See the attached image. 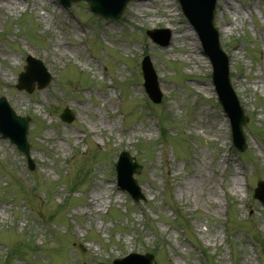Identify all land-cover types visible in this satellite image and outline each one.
<instances>
[{
  "label": "rangeland",
  "instance_id": "374dc122",
  "mask_svg": "<svg viewBox=\"0 0 264 264\" xmlns=\"http://www.w3.org/2000/svg\"><path fill=\"white\" fill-rule=\"evenodd\" d=\"M0 2L16 5L0 3V97L30 117L34 163L27 169L24 155L0 136V264H111L130 252L151 253L157 264H264V206L253 199L264 181V0H218L215 14L249 119L244 153L230 148L210 63L177 0H134L117 22L95 16L85 2ZM152 29L170 30L169 44L148 39ZM28 55L51 75L31 94L14 87ZM145 56L159 104L144 91ZM64 108L74 116L69 124L59 119ZM122 150L142 165L136 178L144 202L115 185Z\"/></svg>",
  "mask_w": 264,
  "mask_h": 264
},
{
  "label": "water",
  "instance_id": "95a60500",
  "mask_svg": "<svg viewBox=\"0 0 264 264\" xmlns=\"http://www.w3.org/2000/svg\"><path fill=\"white\" fill-rule=\"evenodd\" d=\"M79 0H59L64 6H69L73 2ZM89 4L91 11L95 12L99 17L110 20H117L122 15L126 4L130 0H84ZM183 16L193 26L198 34L202 45L204 55H206L211 63L212 73L211 80L216 91L218 102L222 106L223 112L229 120L231 128V138L233 148L239 152H243L246 147V136L243 126L246 125L248 119L245 117L244 109L240 105L231 85L228 69V57L219 46L218 33L214 27V13L216 0H178ZM151 37L159 33L148 32ZM159 40V39H157ZM29 65L25 67V72L20 75L17 89H25L27 92L33 90V84L36 81L39 89L43 88L50 79L40 62L33 59L28 60ZM148 58L142 61V70L144 73L145 87L150 98L158 103L161 99L156 78L151 70ZM73 116L68 109H65L60 116L64 122H71ZM30 119L27 117L17 116L10 108L5 98L0 97V132L3 137L10 140L17 148L22 151L32 169V163L29 157V145L26 140L28 124ZM118 162L115 164L117 178L121 189L127 191L135 202L143 199L140 188L133 175L140 172L141 167L127 152L120 153ZM255 190V199L260 200L264 204V182H258ZM153 257L150 255H130L128 258L117 260L115 264H152ZM155 264V263H153Z\"/></svg>",
  "mask_w": 264,
  "mask_h": 264
},
{
  "label": "bare ground",
  "instance_id": "6f19581e",
  "mask_svg": "<svg viewBox=\"0 0 264 264\" xmlns=\"http://www.w3.org/2000/svg\"><path fill=\"white\" fill-rule=\"evenodd\" d=\"M37 1V0H36ZM1 3V5L3 6V7H5V8H7L8 10H12L16 5H10V4H8L9 2H6V4L4 3V2H0ZM15 3H17V2H15ZM231 178L233 179V185H237V184H239L238 182H239V180L237 179L238 177H237V173L236 172H232V174H231ZM92 201H93V198H90L89 200H87V203H89V204H91L92 203Z\"/></svg>",
  "mask_w": 264,
  "mask_h": 264
},
{
  "label": "trees",
  "instance_id": "16d2710c",
  "mask_svg": "<svg viewBox=\"0 0 264 264\" xmlns=\"http://www.w3.org/2000/svg\"><path fill=\"white\" fill-rule=\"evenodd\" d=\"M162 120H163V119H162ZM162 120H161V121H162ZM162 122H163V121H162ZM162 131H163V133H164V129H163ZM164 134H165V133H164Z\"/></svg>",
  "mask_w": 264,
  "mask_h": 264
}]
</instances>
